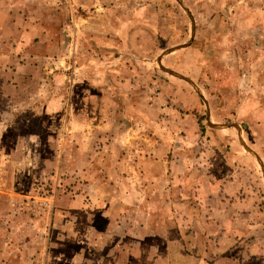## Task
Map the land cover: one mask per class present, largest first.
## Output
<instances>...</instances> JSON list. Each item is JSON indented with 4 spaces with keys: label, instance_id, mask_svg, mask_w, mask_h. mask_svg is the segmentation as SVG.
I'll return each mask as SVG.
<instances>
[{
    "label": "rangeland",
    "instance_id": "1",
    "mask_svg": "<svg viewBox=\"0 0 264 264\" xmlns=\"http://www.w3.org/2000/svg\"><path fill=\"white\" fill-rule=\"evenodd\" d=\"M223 165L264 264V0H0V264H199Z\"/></svg>",
    "mask_w": 264,
    "mask_h": 264
},
{
    "label": "crops",
    "instance_id": "2",
    "mask_svg": "<svg viewBox=\"0 0 264 264\" xmlns=\"http://www.w3.org/2000/svg\"><path fill=\"white\" fill-rule=\"evenodd\" d=\"M193 103L196 101L197 98H191ZM198 102V100H197ZM196 106V105H195ZM231 143V144H230ZM229 145H231V148H227V151L233 152L235 155L238 153V149H240L241 147H239V145L237 144V142H230ZM219 144H221L219 142ZM241 154V153H240ZM233 155V156H235ZM225 160V159H224ZM238 160H242L241 156H238L237 160H235L232 165H235L236 162ZM246 161V158H245ZM218 163V162H216ZM221 163L223 162V159H221ZM249 163H251L250 167L252 169V160L249 161ZM231 165V162H230ZM248 167V166H247ZM226 168L225 165H223L221 167L223 174H220L219 177L221 178V181L219 184H216V179L212 180L209 182V185H211L210 190H208L206 192V194L204 193L205 197L207 198V203L203 204V206H201V211L205 212L206 214H210L209 216L204 218V227L208 226V225H212L214 226L216 229V234H222L224 235V237L222 238H218L216 236H211L207 235L205 237H203L201 239L202 243L204 245H211L212 244V248L208 247L205 248V250L203 252V255L201 253V256H199V264H231V252L233 251V249L230 247L227 248V250H222L219 249V247L222 244H225L226 242L225 240V236L228 233L227 228L225 226H222L223 224L219 223L218 220L215 218L214 213H216L218 211V209L221 207L223 208V211L227 210H232L235 211L237 210V208L239 207L237 204V199L241 198L242 195H246L248 193V189L251 190L250 186H246L244 185V180L241 178V175L237 174L235 171L231 172L228 171L227 169L224 171V169ZM250 174V173H249ZM250 178L253 177V173L249 175ZM223 182H225L223 184ZM219 185H221L222 187H219ZM214 186V187H212ZM245 187V188H244ZM218 199V200H217ZM234 199V200H232ZM210 201H214V203L216 202L217 204H213L212 202L210 203ZM233 201V202H232ZM236 201V203H235ZM242 202H244L242 200ZM202 205V204H201ZM241 207H243V211H251L253 208L249 207L248 204L242 203ZM219 223V225L217 224ZM226 225V224H225ZM224 229V233L221 232V230ZM228 238H226L227 242H228V246H230L231 244L229 243L230 241V234H227ZM226 251H228L226 254ZM224 255V256H223ZM198 262V260H197Z\"/></svg>",
    "mask_w": 264,
    "mask_h": 264
}]
</instances>
